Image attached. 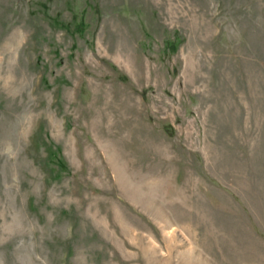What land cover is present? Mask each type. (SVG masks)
<instances>
[{"label":"rangeland","instance_id":"rangeland-1","mask_svg":"<svg viewBox=\"0 0 264 264\" xmlns=\"http://www.w3.org/2000/svg\"><path fill=\"white\" fill-rule=\"evenodd\" d=\"M0 264H264V0H0Z\"/></svg>","mask_w":264,"mask_h":264}]
</instances>
